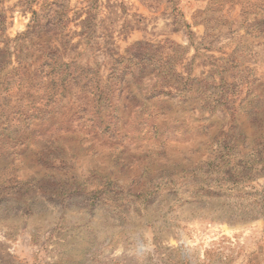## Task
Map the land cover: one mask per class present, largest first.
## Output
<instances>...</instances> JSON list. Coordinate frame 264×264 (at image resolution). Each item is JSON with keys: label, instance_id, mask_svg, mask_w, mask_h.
<instances>
[{"label": "rangeland", "instance_id": "1", "mask_svg": "<svg viewBox=\"0 0 264 264\" xmlns=\"http://www.w3.org/2000/svg\"><path fill=\"white\" fill-rule=\"evenodd\" d=\"M0 264H264V0H0Z\"/></svg>", "mask_w": 264, "mask_h": 264}]
</instances>
